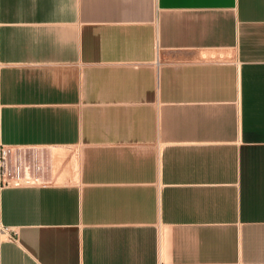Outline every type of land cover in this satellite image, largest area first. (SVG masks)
Wrapping results in <instances>:
<instances>
[{"label":"crops","instance_id":"1","mask_svg":"<svg viewBox=\"0 0 264 264\" xmlns=\"http://www.w3.org/2000/svg\"><path fill=\"white\" fill-rule=\"evenodd\" d=\"M0 264H264V0H0Z\"/></svg>","mask_w":264,"mask_h":264},{"label":"built area","instance_id":"2","mask_svg":"<svg viewBox=\"0 0 264 264\" xmlns=\"http://www.w3.org/2000/svg\"><path fill=\"white\" fill-rule=\"evenodd\" d=\"M18 148H11L7 146H0V191L8 185L21 184V166L16 160L14 161L12 155ZM7 232V228L3 225L0 212V235Z\"/></svg>","mask_w":264,"mask_h":264}]
</instances>
